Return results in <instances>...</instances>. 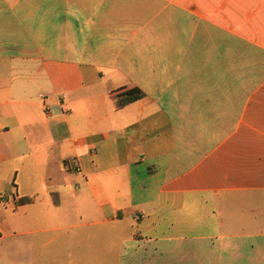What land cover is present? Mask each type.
I'll return each mask as SVG.
<instances>
[{"label": "crops", "instance_id": "1", "mask_svg": "<svg viewBox=\"0 0 264 264\" xmlns=\"http://www.w3.org/2000/svg\"><path fill=\"white\" fill-rule=\"evenodd\" d=\"M0 214L9 264H264V0H0Z\"/></svg>", "mask_w": 264, "mask_h": 264}, {"label": "trees", "instance_id": "2", "mask_svg": "<svg viewBox=\"0 0 264 264\" xmlns=\"http://www.w3.org/2000/svg\"><path fill=\"white\" fill-rule=\"evenodd\" d=\"M130 92H132V93H135V95H134V98H133V99H137V98H139V97H140V94H139L138 90H136V89H133V90H129V91L125 92V93H130Z\"/></svg>", "mask_w": 264, "mask_h": 264}, {"label": "rangeland", "instance_id": "3", "mask_svg": "<svg viewBox=\"0 0 264 264\" xmlns=\"http://www.w3.org/2000/svg\"><path fill=\"white\" fill-rule=\"evenodd\" d=\"M1 215V214H0ZM3 261L0 262V264H9L7 254L4 255Z\"/></svg>", "mask_w": 264, "mask_h": 264}]
</instances>
